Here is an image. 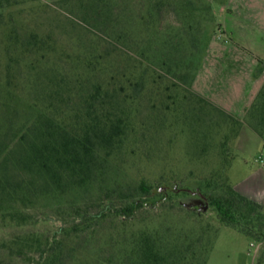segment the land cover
<instances>
[{"label": "trees", "instance_id": "16d2710c", "mask_svg": "<svg viewBox=\"0 0 264 264\" xmlns=\"http://www.w3.org/2000/svg\"><path fill=\"white\" fill-rule=\"evenodd\" d=\"M180 4L191 6L0 0V231L9 232L0 238V264H206L207 230L148 220L184 196L207 205L197 214L213 212L221 225L264 239L262 205L228 176L231 136L246 125L264 143V83L243 119L192 92V81L181 96L164 95L160 67L150 68L146 55L163 16ZM174 63V76L187 83ZM167 128L186 132L188 160L209 159L210 169L181 180L173 173L169 184L120 183L135 156L162 150ZM45 222L52 226L43 235Z\"/></svg>", "mask_w": 264, "mask_h": 264}, {"label": "rangeland", "instance_id": "374dc122", "mask_svg": "<svg viewBox=\"0 0 264 264\" xmlns=\"http://www.w3.org/2000/svg\"><path fill=\"white\" fill-rule=\"evenodd\" d=\"M49 1L52 2V0ZM190 2V7L180 4L178 12L170 10L163 16L162 32L152 37L148 46L149 54L146 55V61L150 68L160 67L163 77L161 88L164 95L177 93L181 96L183 90L189 89L191 81L190 90L199 94L196 88H205L201 84L199 71L206 57L247 55L253 59L264 58V17L259 16L260 21L257 25L254 23L255 25L247 27L244 24L247 23L246 1L190 0ZM262 8L264 13V0ZM169 38L170 40L174 38V41L167 44ZM176 42L178 46L172 48ZM170 50L171 53H168ZM174 61L177 62L178 69H175L177 73L188 74L187 83L184 84L178 80V76H174L172 70ZM261 61L258 62L255 70L261 65ZM169 69H171L170 72ZM194 79H197L196 86ZM173 83L177 85V88H169L170 90L167 91L163 89L166 85L171 86ZM225 112L237 117L231 112ZM169 115L167 125L172 122ZM243 117L237 118L243 119ZM242 127L237 137L234 139L231 136L228 143L231 147L228 176L234 189L243 196L260 203L264 213V161L262 163L257 161L259 156L264 155V143L251 130ZM172 132L168 128L164 130L162 150L153 153L154 155L151 154L148 160L144 157L138 159L135 156L134 160L138 162L118 181L133 185L143 178L154 184H169L173 173L177 174L178 180L187 177L190 172L195 176L206 173L210 169L211 161L207 159V163L190 162L186 156L188 134L186 132L180 134L178 129L175 130L177 134L173 135ZM220 134L222 135L223 132ZM219 140H223L222 136ZM158 157H163V160H159ZM182 184L185 189L195 187L192 180H182ZM171 205L175 207L174 210L169 208ZM203 206V201L196 196L180 197L167 203L160 211L151 213L148 220L152 225L158 222L177 226L185 225V228L190 227L189 229L194 233L207 230L212 245L206 264H264V239L255 242L247 235L221 225L213 212L206 211L203 215H199L194 211V209L201 210ZM51 226L52 222H45L38 225V230L44 235ZM8 236V231H0V238Z\"/></svg>", "mask_w": 264, "mask_h": 264}, {"label": "crops", "instance_id": "0c3cea01", "mask_svg": "<svg viewBox=\"0 0 264 264\" xmlns=\"http://www.w3.org/2000/svg\"><path fill=\"white\" fill-rule=\"evenodd\" d=\"M244 1L247 7V23L244 24L247 27L257 25L260 21L259 16L264 17L263 0ZM261 60L264 58L253 59L247 55L206 57L199 71L201 84L205 88H196V91L221 109L242 118L264 83V61ZM260 61L263 70L254 77ZM197 79H194V85L197 84ZM243 127L251 130L246 125Z\"/></svg>", "mask_w": 264, "mask_h": 264}, {"label": "built area", "instance_id": "2783aa9c", "mask_svg": "<svg viewBox=\"0 0 264 264\" xmlns=\"http://www.w3.org/2000/svg\"><path fill=\"white\" fill-rule=\"evenodd\" d=\"M257 161L262 163L264 161V155L259 156Z\"/></svg>", "mask_w": 264, "mask_h": 264}, {"label": "water", "instance_id": "95a60500", "mask_svg": "<svg viewBox=\"0 0 264 264\" xmlns=\"http://www.w3.org/2000/svg\"><path fill=\"white\" fill-rule=\"evenodd\" d=\"M196 194H198L199 196H202L199 192H194ZM203 210H206L207 209V205L205 204L203 207H202Z\"/></svg>", "mask_w": 264, "mask_h": 264}]
</instances>
